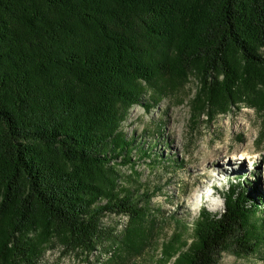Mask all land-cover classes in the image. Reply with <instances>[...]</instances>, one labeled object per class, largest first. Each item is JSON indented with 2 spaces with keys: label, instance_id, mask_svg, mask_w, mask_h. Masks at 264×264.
Segmentation results:
<instances>
[{
  "label": "trees",
  "instance_id": "1",
  "mask_svg": "<svg viewBox=\"0 0 264 264\" xmlns=\"http://www.w3.org/2000/svg\"><path fill=\"white\" fill-rule=\"evenodd\" d=\"M190 72L199 115L264 104V0H0V264H38L53 238L88 259L114 229L103 217L135 226L148 188L108 178L141 150L120 123L141 83ZM228 188L173 264L253 252L256 200Z\"/></svg>",
  "mask_w": 264,
  "mask_h": 264
},
{
  "label": "rangeland",
  "instance_id": "2",
  "mask_svg": "<svg viewBox=\"0 0 264 264\" xmlns=\"http://www.w3.org/2000/svg\"><path fill=\"white\" fill-rule=\"evenodd\" d=\"M162 78L167 84L156 83L161 90L153 86L154 78L141 83L140 101L129 106L118 129L141 150L129 153L131 165L118 157L108 169L118 188H148L141 218L126 229V219L103 217V226L114 229L88 259L79 251L62 253L53 238L55 247L41 246L38 264H173L176 250L190 243L200 207L220 214L223 196L233 185L257 203L256 228L250 233L254 250H225L216 264H264V104L253 98L256 106L239 102L212 117L199 115L193 100L199 89L195 72L180 81Z\"/></svg>",
  "mask_w": 264,
  "mask_h": 264
},
{
  "label": "bare ground",
  "instance_id": "3",
  "mask_svg": "<svg viewBox=\"0 0 264 264\" xmlns=\"http://www.w3.org/2000/svg\"><path fill=\"white\" fill-rule=\"evenodd\" d=\"M215 201V200H214ZM216 204H218V203H215V205ZM117 216H119V217H121V218H124V219H126L127 221H128V216L127 215H123V214H119V215H117ZM118 227V226H117Z\"/></svg>",
  "mask_w": 264,
  "mask_h": 264
}]
</instances>
